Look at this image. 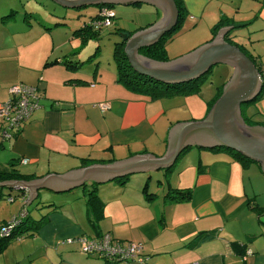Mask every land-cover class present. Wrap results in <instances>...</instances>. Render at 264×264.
Returning a JSON list of instances; mask_svg holds the SVG:
<instances>
[{
	"label": "crops",
	"instance_id": "obj_1",
	"mask_svg": "<svg viewBox=\"0 0 264 264\" xmlns=\"http://www.w3.org/2000/svg\"><path fill=\"white\" fill-rule=\"evenodd\" d=\"M3 3L0 23L10 25L18 10L9 6L10 0ZM182 4L185 20L192 22L190 29L203 26L204 38L220 16L230 24L249 22L248 16L236 19L242 4L233 0H182ZM152 8V20L137 29L160 19L162 12ZM4 11L12 15L3 18ZM1 24L0 43L6 45L8 33ZM7 47L10 51L0 47V104L7 100L8 88L18 82L33 86L40 103L19 131H12L9 139L0 137V168L16 163L26 175L22 180L137 154L160 156L171 127L205 116L217 91L152 99L117 81L115 66L100 69L95 64L92 71L83 72L67 69L61 59L73 57L77 49L64 52L60 42L53 40L49 46L42 41L31 51L12 42ZM101 102L109 104L108 110L100 112L96 104ZM4 126L0 118V133ZM22 158L26 163L20 162ZM84 159L90 163L83 165ZM171 166L166 176L160 168L133 173L124 186L109 180L97 187L104 203L98 232L142 243L139 259L106 262L85 255L77 245L58 244L67 237L95 235L82 191L64 195L68 191L58 193L60 207L40 211L46 215L42 226L11 239L2 250L0 264H264V174L259 165L223 150L193 146ZM146 180L155 194L150 201L142 193ZM168 187L190 189V199L165 200ZM17 189L2 187L0 197ZM56 195L45 191L40 198ZM35 216L39 218V212ZM232 242L244 251L238 254Z\"/></svg>",
	"mask_w": 264,
	"mask_h": 264
},
{
	"label": "water",
	"instance_id": "obj_2",
	"mask_svg": "<svg viewBox=\"0 0 264 264\" xmlns=\"http://www.w3.org/2000/svg\"><path fill=\"white\" fill-rule=\"evenodd\" d=\"M67 8L98 4L128 5L135 2L151 5L162 12L160 19L131 34L124 33V55L139 74L162 82H181L197 78L213 65L227 64L232 68L223 84L219 97L206 115L199 120L184 121L171 127L167 135L164 154H137L110 163H96L73 169L63 174H47L30 180L0 181V188L24 189L25 204L37 198L41 190L68 192L86 182L102 184L123 175L164 169L174 164L185 147L205 149L227 148L258 163L264 174V126L245 123L240 106L254 98L261 82L254 63L224 36L233 26L221 27L215 36L203 45L175 59L157 61L143 56L139 50L156 42L176 25L178 10L174 0H52Z\"/></svg>",
	"mask_w": 264,
	"mask_h": 264
},
{
	"label": "rangeland",
	"instance_id": "obj_3",
	"mask_svg": "<svg viewBox=\"0 0 264 264\" xmlns=\"http://www.w3.org/2000/svg\"><path fill=\"white\" fill-rule=\"evenodd\" d=\"M4 1L5 0H0L1 7L5 5L3 3ZM233 1L242 4L239 16H237L236 19L239 20V18L248 16L249 24L247 23L245 26L237 29L235 36L232 37L234 44H231L237 46L239 49L241 48L242 50H240L244 52L248 58L250 57L256 60L258 65H260V69L264 71V0ZM9 6L15 7L18 11L14 13L10 25H2L0 23L3 27L2 29L8 33L6 45L0 43V47H4L2 51H10V48L7 46H9L11 42L17 45V47L24 49V51H31L36 48V45H40L42 41H46L48 45L51 46L54 40L56 44L60 42L65 48L64 52H73V50L77 49V54L73 53V57L80 56L82 58H87L91 51L93 52L98 48L95 55L96 57L94 58L99 59L96 66H99L100 69L102 67L111 68L115 66L112 57L113 41L115 42L121 38L119 34L115 33V30L120 28L126 31H133L139 27L145 26L147 22H150L147 20H152L149 19L151 15L149 12L153 10L151 6L143 3L128 5L115 4L111 9L114 14V19H111L108 26H103L101 29V33L98 37L99 44L98 47H96L97 45L94 40L88 41L84 46L81 45V41L78 37L72 36V32L76 27L79 28L78 26L83 25L86 20H89L96 13L97 7L94 5L67 8L52 0H10ZM39 18L41 21H39ZM191 25L192 22H188L184 18L179 27L174 30L172 38L167 40L165 44V54L169 60L184 55L209 40L212 34L210 31L209 36L207 35L208 37L204 38L202 37V34L205 33V31H203V26H195L192 30L190 29ZM46 26H51V28L46 29ZM39 33H43V36H39ZM68 41L70 44H68ZM94 64L95 59L84 62L77 71L83 72L88 69L92 71L95 67ZM231 73L232 68L227 64L220 63L213 65L210 68V72L206 73L205 77L199 81V90H202V92H207V90L216 91L217 87L221 86L229 79ZM259 92L260 95L258 97L242 106L245 119H247L249 123H254L251 125L264 124V83ZM203 117L204 115L195 120L202 119ZM162 171L164 172V169ZM134 175L135 174H131L128 176L133 177ZM45 191L48 190H41V193ZM76 191L78 192L81 190L78 189ZM23 204L25 203L23 202ZM36 204L37 201L35 199L30 204L25 205L33 211V214H36L37 211H41L42 209H47L41 208L39 210L37 208L41 206V203H38L37 206ZM21 206L22 201L20 204V200L18 199L9 201L8 199L4 200V196L0 197V224L2 221H8L15 216ZM17 235H15L14 238H16ZM16 246L17 244H15V247ZM4 253L1 251L0 256Z\"/></svg>",
	"mask_w": 264,
	"mask_h": 264
},
{
	"label": "trees",
	"instance_id": "obj_4",
	"mask_svg": "<svg viewBox=\"0 0 264 264\" xmlns=\"http://www.w3.org/2000/svg\"><path fill=\"white\" fill-rule=\"evenodd\" d=\"M174 1H175L177 10H178V17H177L176 25L172 27V29H170L169 31H166L156 42L146 47L141 48L139 50V53L142 54L143 56H146L150 59L157 60V61L169 60L165 54V44L167 40L172 38L174 34L173 33L174 30L179 27V25L181 24L182 20L185 17V8L182 4V0H174ZM133 4H138V2H135ZM95 6L97 7L96 13L89 20H86L83 25L78 26L79 28L76 27L72 32L73 36H76L80 39L81 45H85L88 41L94 40L97 45L96 47H98V39H99L98 37L101 33V29L103 28V26H108L109 23L111 22V19H114V14L111 11L112 7L114 6L113 4H102L101 3ZM11 15L12 14L5 13L4 11L2 16L4 18L7 16H11ZM39 21H41L40 18H39ZM104 22H106L107 24H105ZM228 25H232L233 28L228 33L225 34L224 38L229 43L234 44L233 39H232V37L235 36L234 30L242 26H245V23L244 24H236V23L230 24L229 19L224 16H220L218 21L211 27L212 34H211L210 39H212L215 36L217 31L221 27L228 26ZM50 28L51 26L50 27L46 26V29H50ZM136 30L126 31L120 28L115 30V33L121 36L120 40H117L115 42L113 41V46H112V57L115 62V71H116L117 81L123 82L126 86L130 87L133 90H137V91L148 94L152 99L161 98V97H170V96L177 95V94H190V93H194L199 90L200 88L199 81L203 79L205 77V74L209 73L210 70L197 78H193V79L181 81V82H169V83L158 81L149 76L142 75V74L135 72L125 58L124 51H123L125 41L122 38V34L124 33L131 34L132 32ZM97 51H98V48L95 49L93 52L91 51L92 54L90 53L88 57L85 59H80L79 57L70 58L64 55L61 60L67 69L75 71L84 62H89L95 59V64H97L99 60L98 58H94L96 57L95 55ZM257 66H259L258 67L259 71H263L262 69H260V65L257 64ZM222 86L223 84L217 87L215 96L208 104L207 112L210 109L211 105L214 103V101L219 97L221 90H222ZM259 95H260V92H258V94L254 98L249 100L248 102L254 100ZM246 103H243L240 106L241 115L245 123L248 125H251L254 123H249V121L245 119L243 111H242V106ZM261 125L264 126V124H261ZM190 148L191 147H185L180 152L177 159L183 156ZM198 148H202V147H198ZM210 150H223V151L228 152L235 159L253 162L231 149L213 148ZM89 163H90V160L88 159H84L82 162L83 165L89 164ZM256 164L259 165L258 163ZM172 167L173 166H170L164 169L165 176L167 175L166 172H169ZM23 176H26V175L18 171L16 167V163L14 162H10L9 165L5 168H0V181L10 180V179H22ZM113 180H115L120 186H124L128 182L129 176L123 175ZM98 185L99 184L94 183V182H86L82 184L80 187L74 188L71 191H69L70 193L64 194V195L71 196L73 192L78 189L82 191L83 193L82 196L85 199L87 217L90 221L93 231L95 232V235L100 234L98 232L97 220L100 217H102V208L104 204L103 201L100 199L98 192H97ZM53 193H56V192H53ZM142 193H143V197L145 198V200L150 201L155 198V194L151 193L148 190L147 180L142 185ZM41 194L42 193L40 191L39 195L36 198L37 204L41 203V206L38 207L37 209L40 210L41 208H47V209L50 208L51 210H55L56 208L62 205V203L58 202V197H59L58 193H56L58 196L56 195L55 198L54 196L53 197L50 196L48 199H44V200L40 198ZM190 196H191L190 189H187V188L178 189V188L168 187L163 198L169 202L179 203V202L188 201L190 199ZM26 198H27V193L24 189H17L12 194L9 193V191H7V193L4 196V199H8L9 201L20 199L23 202L26 200ZM37 212H39V218H37V216L33 214V211L30 210L27 205L22 204V206L18 209L17 214L15 216H13L8 221L1 222L0 224V252L5 248L7 244L10 243L11 239H14L15 235L26 233L30 231L31 229L38 228L44 224L46 215L45 214L40 215V211H37ZM232 247L238 254H241V252L244 251L243 247H240L238 243L232 242Z\"/></svg>",
	"mask_w": 264,
	"mask_h": 264
},
{
	"label": "built area",
	"instance_id": "obj_5",
	"mask_svg": "<svg viewBox=\"0 0 264 264\" xmlns=\"http://www.w3.org/2000/svg\"><path fill=\"white\" fill-rule=\"evenodd\" d=\"M110 14V13H109ZM107 24L106 22H104ZM264 73V71H262ZM8 98L0 104V118L5 126L0 133L2 139H9L12 131H19L20 127L29 119L32 112L40 105L39 96L33 86L18 82L8 88ZM100 112L108 110L109 104H96ZM27 159H20L26 163ZM58 244L77 245L85 255L95 256L106 262H123L140 258L142 243L122 241L113 238L109 233L87 236L78 235L60 239ZM193 264H197L194 262Z\"/></svg>",
	"mask_w": 264,
	"mask_h": 264
},
{
	"label": "flooded vegetation",
	"instance_id": "obj_6",
	"mask_svg": "<svg viewBox=\"0 0 264 264\" xmlns=\"http://www.w3.org/2000/svg\"><path fill=\"white\" fill-rule=\"evenodd\" d=\"M250 60L254 63V65L258 71V76H259V79H260V82L262 85V83H264V73H262V71H259V69H258L259 66H257L258 63L256 62V60H254L253 58H250Z\"/></svg>",
	"mask_w": 264,
	"mask_h": 264
}]
</instances>
